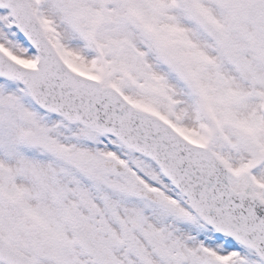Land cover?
Masks as SVG:
<instances>
[{"label":"snow or ice","instance_id":"snow-or-ice-1","mask_svg":"<svg viewBox=\"0 0 264 264\" xmlns=\"http://www.w3.org/2000/svg\"><path fill=\"white\" fill-rule=\"evenodd\" d=\"M0 264H264V0H0Z\"/></svg>","mask_w":264,"mask_h":264}]
</instances>
